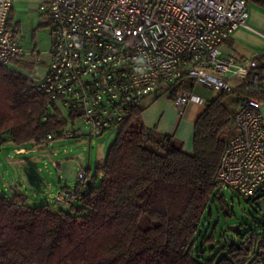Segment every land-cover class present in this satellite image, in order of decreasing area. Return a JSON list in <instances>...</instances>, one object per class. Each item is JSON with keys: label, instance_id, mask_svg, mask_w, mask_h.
<instances>
[{"label": "trees", "instance_id": "obj_1", "mask_svg": "<svg viewBox=\"0 0 264 264\" xmlns=\"http://www.w3.org/2000/svg\"><path fill=\"white\" fill-rule=\"evenodd\" d=\"M248 1L264 7V0ZM35 86L34 78L0 66V150L45 145L70 119L78 123L52 111ZM192 87L182 83L170 98ZM239 91L206 101L192 154L147 127L145 108H132L95 177L88 169L75 185L70 207L39 206L27 191L0 190V264H247L245 245L258 236L236 245L218 238L206 218L226 205L215 177L234 135Z\"/></svg>", "mask_w": 264, "mask_h": 264}, {"label": "built area", "instance_id": "obj_2", "mask_svg": "<svg viewBox=\"0 0 264 264\" xmlns=\"http://www.w3.org/2000/svg\"><path fill=\"white\" fill-rule=\"evenodd\" d=\"M12 9L13 0H0V66L27 55L9 27ZM40 13L53 41L46 76L34 78L36 90L52 111L80 123L70 119L50 140H94L119 128L132 108L151 97L170 98L182 83L193 87L174 99L180 114L190 104H206L197 88L240 87L237 132L215 182L246 198L264 193L263 55L245 59L222 51L238 28L248 27V0H41ZM77 176H88L82 165ZM74 187L63 188L52 204L72 206ZM245 249L247 264H264V234Z\"/></svg>", "mask_w": 264, "mask_h": 264}, {"label": "rangeland", "instance_id": "obj_3", "mask_svg": "<svg viewBox=\"0 0 264 264\" xmlns=\"http://www.w3.org/2000/svg\"><path fill=\"white\" fill-rule=\"evenodd\" d=\"M250 2L248 1V3ZM40 6L41 4L38 5V0H25L26 8L21 14L24 20L21 29L23 38L21 45L27 55L24 60L9 64V68L12 71L30 79L44 78L51 61L52 27L48 25L38 28V24L44 22L40 13ZM260 54H254L251 58ZM219 93L220 91L211 87L196 89V94L205 101L218 96ZM160 98L162 99L163 97L148 98L142 103L141 107L146 108L148 103L157 101ZM229 100L233 101V97L229 98ZM62 113L67 117L68 113L66 111ZM77 125H80V123ZM234 127L233 137L237 132L236 126ZM83 130L84 135H86V129ZM118 132L119 128H112L94 140L84 136L68 140H53L38 147L28 144L25 147L28 150L27 153L21 155L16 153V148L12 144H6L0 150L1 170L5 171L8 169L11 171L13 177H8L9 185H11L12 181H15L16 169L19 166L9 165L8 158L24 159L25 161L30 159V162L27 161L28 164L25 167L23 165L24 170L19 171V174L23 176L24 174L27 175L26 171H32L37 178H30L31 183L35 187V192H38L33 204L34 202L39 206L51 204L54 203L53 199L63 188H72L79 182L77 174L80 165L87 171L89 169L88 173L91 179L95 177L98 163L102 164L105 161ZM33 166H41L43 173H38ZM35 180L40 182L37 181V184H35ZM95 183L98 185L99 179L95 180ZM0 188L3 190L2 180H0ZM26 190L28 191V189ZM30 193L32 198V191ZM49 194H52V196L50 197ZM222 194L226 199L224 208L213 206L211 216L208 212L206 213V218L211 228L217 226V237L220 238L224 234L234 244L239 245L253 236H259L264 231V195L258 193L250 199L231 190H223ZM58 207L59 205L55 208L58 209ZM224 209L229 211L230 214L228 216L225 214Z\"/></svg>", "mask_w": 264, "mask_h": 264}, {"label": "crops", "instance_id": "obj_4", "mask_svg": "<svg viewBox=\"0 0 264 264\" xmlns=\"http://www.w3.org/2000/svg\"><path fill=\"white\" fill-rule=\"evenodd\" d=\"M40 4L41 0H38V5ZM25 8V0H13V9L9 17V27L16 32L19 45L22 49L21 40L23 38L21 29L24 20L21 14ZM248 12V27L238 28L233 33L232 37L223 45L222 51L225 55H236L245 59L251 58L254 54L261 53L264 59V8L250 2L248 3ZM43 26L48 25L41 22L38 24V28ZM170 99L171 98L163 97L162 99L160 98L157 99V101L148 103L142 115L143 121L147 127L156 129L159 133L169 135L181 142L184 151L192 154L194 153L195 125L198 118L203 113L205 105L190 104L185 111L180 114L174 105V100ZM22 150H24L25 153L28 151L25 148H18L16 149V153L19 155L25 154L22 153ZM8 159L9 165L11 164L19 167L16 169L15 181H12L11 185H9L8 177H13L11 171L8 169L2 171L0 163V180L3 181L2 191H7L11 195L14 192L28 189V191L26 190L27 194L30 196V199L34 201L38 192H35V187L31 183L30 178L37 179L36 176L32 171H26L25 173L27 175L23 173V176L19 174V171L24 170L23 165L25 167L26 164H28L27 161L30 162V159L26 161L24 159H15L12 157ZM98 164H100V162ZM33 167L38 173H43L41 166ZM37 181L39 180H35V184H37ZM30 191H32V198ZM49 196L51 197L52 194H49Z\"/></svg>", "mask_w": 264, "mask_h": 264}, {"label": "water", "instance_id": "obj_5", "mask_svg": "<svg viewBox=\"0 0 264 264\" xmlns=\"http://www.w3.org/2000/svg\"><path fill=\"white\" fill-rule=\"evenodd\" d=\"M22 153H25V151H24V150H22Z\"/></svg>", "mask_w": 264, "mask_h": 264}]
</instances>
